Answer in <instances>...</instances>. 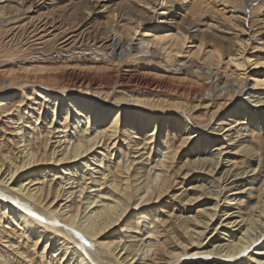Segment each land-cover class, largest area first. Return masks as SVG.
Here are the masks:
<instances>
[{"label": "bare ground", "instance_id": "bare-ground-1", "mask_svg": "<svg viewBox=\"0 0 264 264\" xmlns=\"http://www.w3.org/2000/svg\"><path fill=\"white\" fill-rule=\"evenodd\" d=\"M49 1L16 28L58 51L2 74L0 264H264V71L247 88L248 41L228 54L233 39L194 22L198 0ZM218 1V21L245 23ZM38 3L0 0V37ZM190 39L195 60L180 59ZM140 58L174 76L123 72Z\"/></svg>", "mask_w": 264, "mask_h": 264}, {"label": "rangeland", "instance_id": "rangeland-1", "mask_svg": "<svg viewBox=\"0 0 264 264\" xmlns=\"http://www.w3.org/2000/svg\"><path fill=\"white\" fill-rule=\"evenodd\" d=\"M48 1L49 0H37V2H39L38 3L39 7H37V9H35L30 14L28 13V14H26V16H22L24 20L17 21L15 28L20 27V26H24L26 24H30L31 21H35L39 16L41 17L44 14V12H48L47 8L51 2V1H49V2ZM94 1H98V0H94ZM229 1H230V3L235 4L238 7V9L240 10V14H239L240 17L246 18V19H243L245 22L244 24H242V21H241V23H238L235 20H234V22H230V21L227 22V20H230V19H228L230 17L229 10L225 11L227 14L226 15L227 19L225 17L226 22L223 23V20H222L223 17L219 18L222 20V22H221V20L218 21L216 19L217 18L216 11L222 12V8H223V7H221V4H218L220 2L218 0H198L197 2L200 5L198 6V9L196 12L197 14L194 15L193 20L201 28L204 26L206 20H208V22L210 23L209 25H211V29H213L214 31H218L220 33L219 35H224L228 42L232 41L231 39H233L232 43L236 46L233 47L234 49L233 48L230 49V51L233 49L232 51H234V52L229 51L228 54L233 53L234 55H238V53L235 54L236 51H238V49H239V45H237L236 42H239L240 38H241L242 42L248 41V43L246 42V49H245L246 51H244V53L242 55L238 56V59H239V61L244 63V70H243V72L245 73L244 84L247 86V88L253 89L251 86L253 81H254L253 76H257L260 72L264 71V68H262L261 66H258V64H257L258 59L264 58V42L258 40L260 38L264 39V18H263L264 17V14H263L264 0H251L249 2V4L246 2V0H229ZM100 2H101V4L98 6L99 10H100V8H103L104 5L111 6L113 8L115 3L117 4V1H115L113 3L112 0H100ZM165 2L167 4V6L170 4L168 6V8L173 9L176 6V0H165ZM44 5L46 7H44ZM172 5H174V7H172ZM141 7H144L147 11L152 13L150 8L145 7L142 4H141ZM56 13L57 14H55L54 16H55V18H58L57 17L58 12H56ZM218 17H220V16H218ZM231 21H233V19H231ZM212 25H214V26H212ZM239 25H241V26H239ZM208 27H210V26H208ZM242 27L244 28V30ZM202 29L205 30V26ZM32 30H33L32 27L31 28L27 27V30H19L18 28L14 29V27H13L10 30L11 31L10 34L9 33L5 34L6 36L4 38L2 36H1L2 38L0 37V41H1L0 42V91L3 90V86L5 85L3 83L4 77L2 74H4V73L10 74L11 70L15 73L25 74L26 72L24 71V69H22L23 68L22 66L24 64H26L30 59H32V58L35 59V57L36 58H41V57L44 58L46 56L48 57L49 55L51 56L52 54H54L55 52L58 51L57 47L60 44V42L57 43L56 47L54 45H52L50 43V41L53 40V37H52V35H50V33L38 34V32H36V33L30 32ZM242 31H244V33ZM238 35H239V37H238ZM246 35H248V36H246ZM25 37H27L28 39ZM233 37H235V38H233ZM234 41H236V42L234 43ZM191 42H193L192 39H190L186 43V45H185L186 49L184 51L185 54H183V56H179L180 59H190V60L194 59L193 55H191V54L194 52L195 46ZM13 53H14V55H13ZM190 55H191V57H190ZM226 56L227 55H224V57H223L224 63L222 65V67H220L219 73L222 74L223 76H224V74L227 73L229 75V81H230L231 85H233L234 83L236 85H238V83L236 82V80H237L236 74H234L232 72V70L226 65V62H227ZM161 60L162 59L159 58L158 60H156L153 63L145 61L141 58L139 61H132V60H130L131 62L126 61V63H123L124 64L123 65V70H124L123 72H125V73L126 72H128V73L134 72L137 74H142L143 71H146L147 73H150V76L158 77L155 75V71L158 70L157 68H159L160 71H166L167 72L166 75L171 74L169 77H173L174 76L173 71L170 68V66L168 64L166 65V62L164 60H162V61ZM197 62L200 65L203 64L200 61H197ZM250 75H251V77H250ZM234 105L235 104H232L228 108H226L224 111H221V113L219 114L220 116H218V118H221L222 116H224L229 109L234 107ZM218 118H216V119H218ZM12 129L13 128L11 126H7L2 130V124L0 123V143H1L0 149L3 148L4 145H6V143H9V145H11L12 141H11L10 136H12V135L10 133H12ZM3 134H7L4 136H7L8 138L3 137ZM262 135H261L262 137L259 136V140L264 143V132L262 133ZM13 148H14V146H13ZM15 150H17V149H15ZM240 161L241 160H239V165H240V167L238 168L239 171L241 169L242 170L245 169L244 167H247L245 165H249V162L245 163L244 160H242L243 162L242 161L240 162ZM241 167H243V168H241ZM262 181L264 182V178L261 180V182Z\"/></svg>", "mask_w": 264, "mask_h": 264}, {"label": "snow or ice", "instance_id": "snow-or-ice-1", "mask_svg": "<svg viewBox=\"0 0 264 264\" xmlns=\"http://www.w3.org/2000/svg\"><path fill=\"white\" fill-rule=\"evenodd\" d=\"M73 231H75L74 229H73ZM79 235V234H78ZM81 238H83V237H81ZM85 243H87V241H85Z\"/></svg>", "mask_w": 264, "mask_h": 264}]
</instances>
